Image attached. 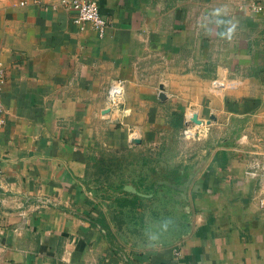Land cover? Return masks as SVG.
<instances>
[{
    "label": "crops",
    "instance_id": "crops-1",
    "mask_svg": "<svg viewBox=\"0 0 264 264\" xmlns=\"http://www.w3.org/2000/svg\"><path fill=\"white\" fill-rule=\"evenodd\" d=\"M90 1L102 38L55 0H0V264H264V194L246 174L264 159V0ZM116 80L120 120L106 104ZM193 119L206 161L195 153L172 179L195 212L188 236L108 240L92 161L152 154Z\"/></svg>",
    "mask_w": 264,
    "mask_h": 264
},
{
    "label": "rangeland",
    "instance_id": "rangeland-1",
    "mask_svg": "<svg viewBox=\"0 0 264 264\" xmlns=\"http://www.w3.org/2000/svg\"><path fill=\"white\" fill-rule=\"evenodd\" d=\"M195 126L194 121L186 122L181 129L168 132L165 141L152 144L156 149L152 154L116 153L95 157L87 178L88 196L94 200L98 196L100 202L92 206L105 218L103 225L110 223L114 228L113 234L108 230V240L124 248L153 249L159 244L179 243L188 236L195 212L183 197V187L174 185L172 179L195 153L197 159L201 156L198 162L206 161L198 153H203L202 136L208 127L201 126L195 136L186 133L187 128ZM140 196H145L144 202ZM144 205L145 212H142Z\"/></svg>",
    "mask_w": 264,
    "mask_h": 264
},
{
    "label": "built area",
    "instance_id": "built-area-1",
    "mask_svg": "<svg viewBox=\"0 0 264 264\" xmlns=\"http://www.w3.org/2000/svg\"><path fill=\"white\" fill-rule=\"evenodd\" d=\"M56 2L52 3L51 8L53 10L57 8L69 9L75 12L73 23L78 26L80 30L86 29V26H90L94 29L99 38L104 37L106 30L110 26L109 22L102 17L99 7L90 0H55ZM253 10L261 11L262 8L259 6H253ZM5 78L4 71L0 68V130L4 128L5 119L3 117L4 108L1 103V94L4 86ZM124 93L125 88L121 80L113 81L110 84L107 107L112 112V114L120 120V112L123 113V102H124ZM186 133L195 136L196 133H200L199 127H190L187 128ZM247 176L256 178L258 180L259 188L264 194V159L256 160L251 170L246 172ZM258 205L260 208H264V195L258 200ZM175 255H179V252L176 251Z\"/></svg>",
    "mask_w": 264,
    "mask_h": 264
},
{
    "label": "bare ground",
    "instance_id": "bare-ground-1",
    "mask_svg": "<svg viewBox=\"0 0 264 264\" xmlns=\"http://www.w3.org/2000/svg\"><path fill=\"white\" fill-rule=\"evenodd\" d=\"M193 120H194V119H193ZM191 121H192V120H191ZM194 122H195V125H196L197 127H199V128H200L201 126H204V120L201 121V120H198V119L196 120V119H195ZM205 122H206V121H205ZM132 141H133V140H132Z\"/></svg>",
    "mask_w": 264,
    "mask_h": 264
},
{
    "label": "water",
    "instance_id": "water-1",
    "mask_svg": "<svg viewBox=\"0 0 264 264\" xmlns=\"http://www.w3.org/2000/svg\"><path fill=\"white\" fill-rule=\"evenodd\" d=\"M194 121V120H193ZM138 141V140H137ZM138 143V142H137Z\"/></svg>",
    "mask_w": 264,
    "mask_h": 264
}]
</instances>
